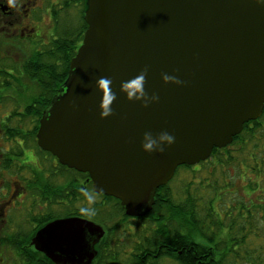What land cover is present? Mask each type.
Instances as JSON below:
<instances>
[{"label":"water","instance_id":"obj_1","mask_svg":"<svg viewBox=\"0 0 264 264\" xmlns=\"http://www.w3.org/2000/svg\"><path fill=\"white\" fill-rule=\"evenodd\" d=\"M87 28L66 80L43 111L39 146L88 173L94 191L119 199L128 216L152 209L181 165L210 158L264 112V5L256 0H87ZM147 68L143 100L122 81ZM183 83H165L162 74ZM112 80L113 114L101 117L100 77ZM155 93L158 101L151 102ZM175 137L145 152L143 133ZM105 228L89 219L52 221L33 238L54 264H92Z\"/></svg>","mask_w":264,"mask_h":264},{"label":"trees","instance_id":"obj_2","mask_svg":"<svg viewBox=\"0 0 264 264\" xmlns=\"http://www.w3.org/2000/svg\"><path fill=\"white\" fill-rule=\"evenodd\" d=\"M76 1L79 0H67L66 7L72 8ZM85 9L86 1L83 0L80 10L56 11L55 39L46 45L44 53L30 56L32 70L28 79L32 88L24 89L27 90L24 92H6L13 100L9 93H25L28 101L22 103L35 104L37 112L34 113L39 119L67 78L70 61L87 28ZM3 94L0 93V99L4 98ZM230 166L236 167L235 176L225 172ZM242 167L246 168L243 175L240 174ZM248 169L252 171L248 172ZM72 171L82 180L89 178L88 173ZM180 171L193 174V180L185 185L183 195L175 197L170 187L175 178L172 179L157 190L153 209L145 217L128 216L119 199L95 193L91 181L85 191L76 193L73 190L71 200L65 196L72 204L67 215L92 220L106 230L92 264H120V256L126 250H121L118 228H130L143 224L140 223L143 221L146 233L133 241L132 250L125 253L127 264H263L260 252L256 250L263 249L264 239L258 243L260 234L251 232V226L255 221L264 222V192L257 196L258 201L253 200L251 194L257 189L262 190L259 188L261 183L257 177L252 178L253 175H258L260 182L264 181V112L258 119L246 123L231 144L215 148L212 156L198 167L179 166L176 175ZM204 171L208 177L194 181L195 175ZM217 174L226 182L215 179ZM238 178L247 180L248 188L242 193L248 198L246 200L231 190L235 185L233 181ZM226 195L227 201L224 202ZM200 211H205L204 216L199 215ZM37 253L40 256L26 250L16 252L18 258L11 261L13 264H54L43 253Z\"/></svg>","mask_w":264,"mask_h":264},{"label":"flooded vegetation","instance_id":"obj_3","mask_svg":"<svg viewBox=\"0 0 264 264\" xmlns=\"http://www.w3.org/2000/svg\"><path fill=\"white\" fill-rule=\"evenodd\" d=\"M82 2L68 8L67 0H0V264H13L16 252L38 251L33 244L37 232L73 217L67 215L72 204L65 196L71 200L73 190L83 192L91 181L78 178L73 168L39 146L41 118L34 113L35 104L6 93L32 88L30 56L44 53L55 39L56 11L80 10Z\"/></svg>","mask_w":264,"mask_h":264},{"label":"rangeland","instance_id":"obj_4","mask_svg":"<svg viewBox=\"0 0 264 264\" xmlns=\"http://www.w3.org/2000/svg\"><path fill=\"white\" fill-rule=\"evenodd\" d=\"M24 91H27V90H22V92H24ZM15 93L16 92L9 93V96L11 98H14L15 101H20L22 103L25 100H27V98H28V96H26L25 93H22V94H20V93H16L15 94ZM198 166L199 165H197V167ZM235 168L231 167L229 170H227V167H226L225 168V170H226L225 172L227 174H230L231 176H235L236 175L235 171H237V169H235ZM250 171H252V170L248 169V172H250ZM245 172H246V168L242 167L241 170H240V174L243 175ZM219 175L220 174H217L215 179H218L221 182H226V181L223 180V178L219 177ZM242 175H240V176H242ZM261 175H263V174H261ZM192 176H193V174L190 171H180V172H178V174L176 175L175 179L170 183V187L173 190L176 198H179V197H181L183 195L185 185L189 182V180H193ZM204 176L208 177V174L205 171L204 172H199V173H197V175H195L194 181L196 180L197 182H199L200 179L202 177H204ZM254 177H257V181L259 183H261V184H259V188H261L262 190L258 191V189H257V191H255V192L253 191L252 194H251L252 195V199L255 200V201H258L257 196L262 195L263 192H264L263 191L264 181L260 182L259 178H258V175H253L252 178H254ZM226 180H227V177H226ZM233 182L235 183V185L232 187L231 190L232 191H237L239 193V195H243L245 197V200L248 199L245 196V193L242 194L243 191H245V189L247 190V188H248L247 184H246L247 180H245L243 178L242 179L238 178L236 180V182H235V180ZM232 196H234V195H232ZM235 196H237V195H235ZM225 197H226V199H225L224 202L227 201V195ZM177 201H179V200H177ZM263 202L264 201H262V203ZM225 204H227V203H225ZM200 205L202 207V203H200ZM54 207H55L54 208L55 210H62V207L60 205H54ZM226 207H227V205H226ZM205 211H206V209H205ZM205 211L204 212L200 211L199 215L200 216H204ZM140 223L146 224L145 221L140 222ZM143 224H140V225H137V226L132 225L130 228H118L119 230L117 231V235H118V237L121 236L120 237L121 238V245H122L121 250H126L125 253H127V251L132 250V246L134 245L133 241L139 240V238L140 237L142 238L143 234L146 233L145 232L146 230H144L145 228H144ZM251 228L253 229V231H251V232H254L255 234L256 233L260 234V236L257 237V239H258L257 242L258 243L262 242V240L264 239V222L255 221V222H253ZM256 252H260V256H261V259L263 260V264H264V247H263V249L256 250ZM29 253L34 254L36 257L40 256L37 253V251L32 250V249L30 250ZM125 253H122V255L120 256V259H121L119 261L120 264H127L128 263L127 260H126V254Z\"/></svg>","mask_w":264,"mask_h":264},{"label":"clouds","instance_id":"obj_5","mask_svg":"<svg viewBox=\"0 0 264 264\" xmlns=\"http://www.w3.org/2000/svg\"><path fill=\"white\" fill-rule=\"evenodd\" d=\"M258 4L264 5V0H256ZM148 69L145 68L141 70V72L135 76L134 78L122 81L120 84V91L125 93L127 99L129 100H143L144 106H148V98L149 95L145 91V82L147 76ZM162 79L165 83L174 82L176 84L183 83L177 77L169 75L167 73L162 74ZM97 88L103 90L102 97V112L101 117L107 118L113 114V102L117 99V94L112 91L110 85L112 84V80L108 77H100L97 80ZM159 97L155 93L150 96L151 102L158 101ZM175 137L168 131L164 130L154 137L151 131H145L143 133V139L141 141V147L145 152H159L163 153L167 146H170L174 143Z\"/></svg>","mask_w":264,"mask_h":264}]
</instances>
